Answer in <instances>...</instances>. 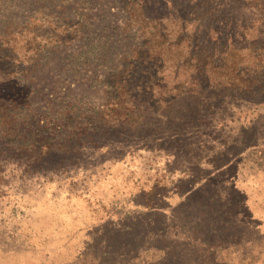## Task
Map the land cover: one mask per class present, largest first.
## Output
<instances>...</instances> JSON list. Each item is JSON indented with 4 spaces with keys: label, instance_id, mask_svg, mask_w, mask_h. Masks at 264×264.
Returning <instances> with one entry per match:
<instances>
[{
    "label": "rangeland",
    "instance_id": "rangeland-1",
    "mask_svg": "<svg viewBox=\"0 0 264 264\" xmlns=\"http://www.w3.org/2000/svg\"><path fill=\"white\" fill-rule=\"evenodd\" d=\"M121 1L88 0L78 11L82 37L46 51L30 73L14 58L0 70V95L16 102V121L42 119L36 128L56 145L46 165L0 163V264H264V155L195 166L177 151L152 152L139 136L112 150L87 131L98 125L108 75L144 42ZM254 116H235L222 137L240 134ZM210 177L208 186L225 188L212 205V194L198 191ZM189 192L193 199L180 206Z\"/></svg>",
    "mask_w": 264,
    "mask_h": 264
},
{
    "label": "trees",
    "instance_id": "trees-1",
    "mask_svg": "<svg viewBox=\"0 0 264 264\" xmlns=\"http://www.w3.org/2000/svg\"><path fill=\"white\" fill-rule=\"evenodd\" d=\"M87 2L0 0V70L14 58L19 63L17 70L28 74L29 67L38 65L46 51L80 39L85 19L78 11ZM121 3L144 42L108 75L109 91L102 111L97 112L98 125L87 131L97 132L98 138L100 134L112 150L139 136L151 144L152 152L177 151L182 161L187 158L188 164L195 166L205 162L216 167L219 163L222 168L250 151L264 155V124L259 116L264 111V0ZM16 9L27 16L10 17ZM67 27L73 29L71 34L65 32ZM3 80L18 89L17 83ZM7 98L0 95L4 101L0 105V138L4 143L0 163L18 157L30 165H46L56 145L36 128L43 120L31 122L32 126L18 123V106ZM247 113L255 116L249 125L240 127V134L222 137L235 116L238 121ZM20 126L29 131H21ZM116 132L120 133L116 139L107 141ZM81 140L85 143L84 137ZM57 146L73 149L72 143ZM230 156L233 159H226ZM211 180L198 191L210 192L208 203L212 205L215 194L225 188L211 185L213 189L208 186ZM193 197L189 192L180 206Z\"/></svg>",
    "mask_w": 264,
    "mask_h": 264
}]
</instances>
